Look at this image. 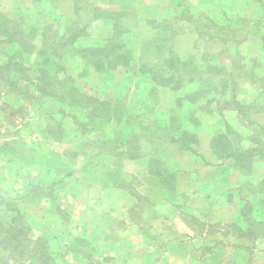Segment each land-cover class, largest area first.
Wrapping results in <instances>:
<instances>
[{
  "label": "rangeland",
  "instance_id": "374dc122",
  "mask_svg": "<svg viewBox=\"0 0 264 264\" xmlns=\"http://www.w3.org/2000/svg\"><path fill=\"white\" fill-rule=\"evenodd\" d=\"M0 25V264H264V0H0Z\"/></svg>",
  "mask_w": 264,
  "mask_h": 264
},
{
  "label": "trees",
  "instance_id": "16d2710c",
  "mask_svg": "<svg viewBox=\"0 0 264 264\" xmlns=\"http://www.w3.org/2000/svg\"><path fill=\"white\" fill-rule=\"evenodd\" d=\"M1 25H0V32H1ZM9 42H13V39H10ZM103 51L104 48H92V51ZM115 51V50H114ZM113 55V58L111 60H107V62H105V58L102 59H97V60H90V62L92 64H95L96 66L98 67H101V66H104V65H107L108 66V69H111L115 66L118 65V61L122 58V56L120 54H117V52L115 54H112ZM109 56V54H108ZM37 59L34 63H32V66L30 67H36L35 69H33L34 71H37L39 73V79L42 83V90H46L45 89V78L49 77L52 80H57L58 78V74L60 72V68L62 66H60V63L57 62V61H54L53 57H52V53H47L45 51V49H40L38 52H37ZM55 65V69L53 68V66ZM4 67H7V70H9L11 68V63L8 61L6 62L4 65ZM3 67H0V69H2ZM28 68V67H27ZM30 68H28L29 70ZM72 78L70 75L67 76V79H70ZM59 82L63 85H65V82L64 81H61L60 79H58ZM15 82H11L12 85H14ZM48 88V87H46ZM30 89V88H29ZM49 89H54L57 91V85H56V81H52V85ZM78 92V89L76 88V83H73L72 85H70V87H66V92H62L61 94H64L65 95H68V94H74L75 93V98H74V101H73V105H77V106H80L82 105V101H85V100H88V95H86L85 97L87 98H84L82 97V99H79L76 98L77 96V93ZM85 95V94H84ZM91 99V101L94 103V109H99V108H102L100 110L106 112V106L109 107L110 105V102L109 101H106V99H104L103 101H100L98 97H94V96H90L89 97ZM97 104V105H96ZM83 106V105H82ZM83 108L85 110H82L80 112V114L78 115V119L80 120L81 123H85V121H83L81 118L85 115V114H90L89 113V110L87 107H84ZM55 133L56 134H61L64 130H62V127H59V128H55ZM166 129H169V130H174L173 127H170V126H166ZM183 133L186 134V138H183L182 137V141L185 142V147L191 149L190 147H192L191 145V142H194V140H196V135L194 133H191L189 131H184ZM49 134H52V132H49ZM0 225H3L2 224V221L0 220ZM7 232H10L8 229H7ZM0 234H3L2 230H0ZM9 237L6 236L3 238V241L7 240ZM16 241H12V243H9L11 245V249L8 250V252L6 254H9V256H13L15 258V255H17L16 253L18 252L19 254L22 255V253H24V251H22L20 249L21 247V244L20 243H15ZM22 248V247H21ZM21 258V256H20ZM28 264H34V263H31L29 262Z\"/></svg>",
  "mask_w": 264,
  "mask_h": 264
}]
</instances>
